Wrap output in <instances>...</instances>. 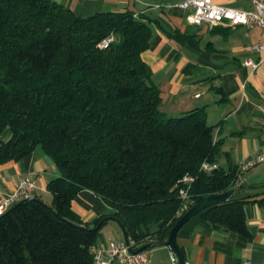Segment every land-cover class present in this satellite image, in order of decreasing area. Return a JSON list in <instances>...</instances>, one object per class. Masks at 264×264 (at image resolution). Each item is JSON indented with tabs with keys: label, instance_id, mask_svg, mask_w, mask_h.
<instances>
[{
	"label": "trees",
	"instance_id": "obj_1",
	"mask_svg": "<svg viewBox=\"0 0 264 264\" xmlns=\"http://www.w3.org/2000/svg\"><path fill=\"white\" fill-rule=\"evenodd\" d=\"M154 25L159 20L132 10L81 16L56 0H0V163L40 146L60 172L47 184L50 205L34 196L0 215V264H96L93 249L109 218L137 250L169 245L181 188L191 207L246 187L237 185L239 168L216 163L220 141L205 108L161 110V89L145 77L142 58ZM111 34L115 41L100 48ZM170 35L197 44L180 30ZM204 162L218 167L205 171ZM187 174L195 179L184 185ZM83 189L113 212L84 222L72 208ZM259 200L264 195L216 204L195 217L247 236L245 203Z\"/></svg>",
	"mask_w": 264,
	"mask_h": 264
},
{
	"label": "crops",
	"instance_id": "obj_2",
	"mask_svg": "<svg viewBox=\"0 0 264 264\" xmlns=\"http://www.w3.org/2000/svg\"><path fill=\"white\" fill-rule=\"evenodd\" d=\"M81 16L97 12L132 10L157 19L150 46L142 53L148 66L145 77L161 89V110L179 116L194 108H205L207 121L215 126V140L221 151L217 164L229 169L240 168L264 149V52L254 45L264 42V28L237 26L228 28L190 25L181 0H56ZM233 6L236 0H213ZM180 30L194 35L196 45L182 43L170 34ZM251 62L257 63L256 67ZM10 133L6 131L4 138ZM40 148V149H39ZM60 172L42 147L21 160L0 163V198L11 193L22 177L36 181L34 196L52 203L48 182ZM246 186L264 185V163L243 172ZM261 198V197H260ZM73 210L86 223L113 209L89 189L81 190L72 201ZM249 234L243 236L224 227L208 228L200 217L188 221L178 233V244L186 264H242L252 260L264 264V200L245 203ZM125 240L118 221L109 218L101 227L96 247ZM150 250V264H175L170 245H157ZM113 264H121L116 260Z\"/></svg>",
	"mask_w": 264,
	"mask_h": 264
},
{
	"label": "built area",
	"instance_id": "obj_3",
	"mask_svg": "<svg viewBox=\"0 0 264 264\" xmlns=\"http://www.w3.org/2000/svg\"><path fill=\"white\" fill-rule=\"evenodd\" d=\"M248 1L252 4V9L250 10L218 4L213 0H181L179 7L187 11L186 21L190 25H207L211 28L215 26L235 28L241 25L245 27L260 26L264 28V0ZM115 39V35L111 34L99 43V47L106 49ZM254 49L264 52V42L254 45ZM251 63L254 67L258 65L254 62ZM261 163H264V149L248 161L241 163L239 168L241 175L237 180V185L240 186L244 184L243 172ZM217 167V164L208 162H204L202 165V169L208 172ZM194 179V176L187 174L183 177L181 182L184 185H189ZM36 188V181L33 177L26 176L20 178L12 192L0 198V215L22 199L34 197ZM180 194L184 200V205L179 212L181 217L190 208V205L188 203L189 194L187 189L181 188ZM136 246V241L133 239L112 241L107 246H95L93 249L95 263L113 264L118 260L121 264H150V250H137ZM172 260L175 264H178V259L174 251H172ZM242 264L256 263L252 260H244Z\"/></svg>",
	"mask_w": 264,
	"mask_h": 264
},
{
	"label": "water",
	"instance_id": "obj_4",
	"mask_svg": "<svg viewBox=\"0 0 264 264\" xmlns=\"http://www.w3.org/2000/svg\"><path fill=\"white\" fill-rule=\"evenodd\" d=\"M262 195H264V185L246 186L243 188L232 189L224 193L207 196L204 199L192 205L173 225L170 231V234H169L168 241H167V243L171 246L172 250L177 256L178 264H186V257L183 251L180 249L179 244H178V233L180 229L188 221H190L192 218H194L196 215H198L200 212H202L206 208H209L216 204L226 203V202L234 201V200L250 199V198L259 197ZM33 200H36V198L35 197L25 198L19 201L18 204H22L24 202L33 201ZM125 240H127L126 235H125ZM152 246H156V245L155 244L147 245L146 248H149Z\"/></svg>",
	"mask_w": 264,
	"mask_h": 264
},
{
	"label": "rangeland",
	"instance_id": "obj_5",
	"mask_svg": "<svg viewBox=\"0 0 264 264\" xmlns=\"http://www.w3.org/2000/svg\"><path fill=\"white\" fill-rule=\"evenodd\" d=\"M232 5L236 7H243V8L249 7V3L247 2V0H236V2ZM185 15H187V11H185Z\"/></svg>",
	"mask_w": 264,
	"mask_h": 264
}]
</instances>
